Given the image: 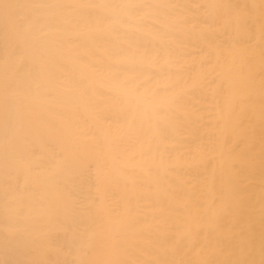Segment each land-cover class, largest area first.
<instances>
[{
  "label": "bare ground",
  "instance_id": "bare-ground-1",
  "mask_svg": "<svg viewBox=\"0 0 264 264\" xmlns=\"http://www.w3.org/2000/svg\"><path fill=\"white\" fill-rule=\"evenodd\" d=\"M0 264H264V0H0Z\"/></svg>",
  "mask_w": 264,
  "mask_h": 264
},
{
  "label": "snow or ice",
  "instance_id": "snow-or-ice-1",
  "mask_svg": "<svg viewBox=\"0 0 264 264\" xmlns=\"http://www.w3.org/2000/svg\"><path fill=\"white\" fill-rule=\"evenodd\" d=\"M8 5H5L7 8ZM100 7H118L126 10V15L121 18L120 25L124 28H139L146 22L145 9L153 7V5L143 3H129L120 5H101ZM109 23L112 22L111 17L106 18ZM175 98H171L166 103H173Z\"/></svg>",
  "mask_w": 264,
  "mask_h": 264
}]
</instances>
